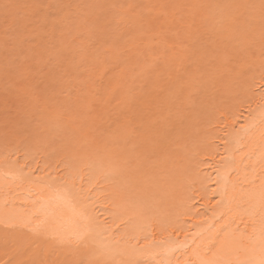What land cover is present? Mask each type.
<instances>
[{
    "label": "bare ground",
    "instance_id": "obj_1",
    "mask_svg": "<svg viewBox=\"0 0 264 264\" xmlns=\"http://www.w3.org/2000/svg\"><path fill=\"white\" fill-rule=\"evenodd\" d=\"M16 1L18 0H3L2 3L20 5L26 1L23 4L28 3L30 6L27 4L25 9L21 7L19 11L29 12V17H36L35 13L44 9L40 0H21V3ZM34 1L35 4L32 3ZM58 1L60 2L55 12L65 13L64 28L54 29V25L60 21L52 22L49 19L52 23L47 29L43 27L44 24L40 29V24L36 22L25 34L34 36L41 46H46L45 40L49 41L54 49H59L65 55L70 53L76 60L78 51L72 44L77 41V33L73 36V41L68 42L65 32L72 25V15L80 14L83 8L72 3V0ZM225 1L224 5L220 2L223 6L218 12L216 1L208 4L211 0L198 10L201 16L219 19L221 13L230 11L226 6L256 5L254 9L240 10L250 13L253 18L255 43L250 52L233 55L227 63L216 55L215 60L219 62L214 75L219 78L214 77L203 85V88L208 89L211 83L215 84L210 93L214 102L195 110L194 113H207L208 116L194 126L189 115L182 114L173 120L175 116L171 113L177 101L172 100H185L189 90L202 83V66L208 59V51L197 57L201 70L187 78L190 82H184L178 77L170 78L171 84L176 87L169 89L168 94L163 95L164 98L161 97L160 101L164 103L163 113L167 116L163 121L171 128V135L165 137L164 153L158 160L184 171L177 177L180 179V188L173 202L167 201L169 193L174 189L169 187L159 190L158 200L147 196L133 207L127 199L128 189H125L123 183L112 174L93 166L90 160L70 167L71 163L58 158L50 166L46 152H39L32 161L25 148L5 149L3 154L0 153V264H61L72 260L76 258L72 247L59 243L54 237L74 239L77 234H84L86 239L87 247L81 249L82 258L99 261L100 264H185V261L195 264L210 246L212 238L223 236L225 230L229 233L236 229L251 232V227L246 226L251 224L257 210L259 178L264 172V54L259 39L258 7L261 0ZM47 5L50 9L51 3ZM144 22L139 15L128 20V23L141 26H145ZM1 28L0 49L3 47L5 53L1 55L2 49L0 58H3L9 53L10 49L6 46H10L11 41L13 47H20L22 44L16 37L9 36L6 39ZM141 32L148 37L149 26ZM210 47L215 48V45ZM61 57L65 58L62 54ZM78 65L80 64L74 61L71 71H80L81 67ZM0 77H3L2 72ZM223 77L226 78L223 81L225 83L219 88L218 82ZM152 98L153 96L150 97ZM1 102L4 103L3 100ZM213 114L227 122L226 130L222 133L220 130L217 135L214 132L209 135L216 127L205 131L215 120ZM55 115L56 112L51 111L43 118L53 117L59 122L67 119ZM211 116H214L213 120ZM67 121L74 127L75 122ZM208 121L209 124L206 123ZM196 133L204 135L199 137ZM192 137L197 139L194 142L197 145L196 155L183 160V154L190 153ZM173 147L176 148L172 150ZM188 170L193 171L190 178L187 176ZM70 176L75 177V180L68 199L77 213H83V216L74 215L62 199H56L58 191H62L65 185L71 186L68 179ZM183 183L190 185V190L187 188L190 196L183 192ZM150 207H158L160 210L156 215L145 218L143 214ZM37 217L47 222L46 231L41 234L23 226L28 221L30 226L37 223ZM254 218L259 227L258 216ZM182 220L185 224L180 226Z\"/></svg>",
    "mask_w": 264,
    "mask_h": 264
},
{
    "label": "rangeland",
    "instance_id": "obj_2",
    "mask_svg": "<svg viewBox=\"0 0 264 264\" xmlns=\"http://www.w3.org/2000/svg\"><path fill=\"white\" fill-rule=\"evenodd\" d=\"M2 1L0 0V28L3 27L1 30H4V8ZM215 1L72 0V3H77L83 8L80 14L72 15V20L70 19L72 25L70 24L68 30L65 32V38L68 42L73 41V36L76 33V37H78L72 46L76 47L78 51L77 59L74 61L80 64L78 67L80 66L81 68L79 69L81 70L72 72L70 69L74 88L79 90L76 92V95H79L86 101H94L97 97H104L106 90H116L117 97L101 106L98 112L92 116H82L79 120L75 121L74 127L69 125L67 119L59 122V120H55L53 117L43 119L34 117L30 114L27 101L19 94L21 74L18 64L24 59L25 55L29 57L35 56V59L29 60V63L42 62L45 72L59 73L57 66L64 63L65 60V58L61 57L59 49H54V45H50L49 41L47 42L46 40V42L42 40L44 44L46 43V46H41L39 45V40L35 41L34 36L29 37V34H25V36L30 43L22 44L20 47H13L14 45L12 46L11 41L10 46H6L10 49H8L9 53L7 52L4 57L2 56L3 58H0V73L2 72L3 74V77H0V103H2L1 100L4 101V103L0 104V153L3 154L5 149L9 148H25L29 152L30 160L33 161L39 152H46L48 154L47 162L50 166L54 165L53 163L58 158L71 163L70 167L78 166L82 161L90 160L93 166L112 174L114 178L123 183L125 189H128L126 191L127 199L130 200L133 207L137 206L147 196L158 200L160 198L159 190L162 188L168 189L169 187V189L174 188L169 193L170 196L167 200L169 203H172L175 199L174 197L179 193L180 179L178 178L184 173L182 168H174L168 163L163 162V160H157L154 167L145 169L142 173L135 172L128 166L127 162L136 161L141 152L140 150H144L140 149L142 148L140 147L141 137L130 130L119 128L118 125L127 116L134 118L136 125L142 126V130L148 132L150 135L157 133L165 137L171 135V128L163 121L167 116H164V103L162 104L160 100L165 95L160 96L157 94L154 90V82L164 84L168 89H173L176 85L171 84L170 78H177L178 76L173 73L174 76L169 77L166 74L163 79L158 81L157 73L148 69V65L151 63V56L148 54V50H159L160 46L151 39L150 35L147 37L141 31L153 22V18L157 12L156 6L161 4L198 5L196 3H201L204 6L208 2H210L208 4L215 2L219 6L216 8L218 12L226 1ZM24 2L26 3V1ZM59 2L58 0H40V4L43 3V7L39 3L37 5L39 4L44 9H40L38 13L36 12V17H30L31 25L38 22L40 29L43 24V27L47 29L48 25L53 22L52 20L60 22L62 20L61 24L59 22L54 25V29L60 30L64 28L65 13L55 12V8L57 4L59 5ZM23 3L20 6L25 9L24 6L28 3ZM32 3L35 4L36 2ZM47 3H51L50 9H48ZM185 11H192L197 17L201 16L198 9ZM28 13L21 11L22 15L30 16ZM138 15L142 17V21L146 22L143 23L145 26L128 23L129 19ZM46 19L47 21H45ZM49 19H51V23ZM11 35L10 37H15ZM136 43L138 44L135 45ZM211 45L213 44L208 45V59L202 66V76L204 77L202 83L197 88L189 90L185 100H177L175 98L172 100L177 101L171 113V115L174 114L173 116H175L173 120H176L182 114L185 116L189 115V120L194 126L201 119L204 120L208 116L207 113L199 115L194 112L198 108L201 109L203 105H209V103L212 104L214 102L213 96L210 93L212 91L211 88L215 84L211 83L208 89L203 88V85H206L214 77L219 78L214 75L219 61L215 60L217 54L213 51L214 47H210ZM2 49L1 55L5 53V49L3 47ZM29 49H33V51H29ZM187 80L186 78L183 81L190 82ZM225 80L226 78L224 77L220 81L218 80L219 88L225 83L223 82ZM152 96L153 98L150 99ZM59 99L64 100L66 96H60ZM125 100L128 101L127 104L123 103ZM51 111L53 112L54 110H50L46 114H49ZM55 116L59 115L56 113ZM211 119L213 120L214 116H211ZM38 120L40 121L39 123ZM214 122L218 123L214 124ZM214 122L213 124H209V121L206 122L209 125L205 131H211L209 130L211 127H216L209 135L213 132L217 135L220 130L221 133L226 130L225 124L227 122H224V119L221 120L219 116L217 118L215 115ZM148 123L149 126L147 127ZM153 124H155L154 127L152 126ZM221 127H225V129ZM196 134L199 136L198 133ZM203 135L204 133H201L200 136ZM196 140L194 137L190 138V153L183 154L185 157L183 160L193 158L196 155L197 145L194 143ZM98 146H100V149H97ZM175 148L173 147L172 150ZM192 175L193 171L188 170L187 176L190 178ZM186 184L183 183L181 187L184 193L189 194L190 185ZM158 210L160 208L150 207L143 215L145 218H149L156 215ZM186 223L190 224L189 221ZM184 224L183 220L180 221V226ZM58 264L60 263L58 262Z\"/></svg>",
    "mask_w": 264,
    "mask_h": 264
},
{
    "label": "snow or ice",
    "instance_id": "obj_3",
    "mask_svg": "<svg viewBox=\"0 0 264 264\" xmlns=\"http://www.w3.org/2000/svg\"><path fill=\"white\" fill-rule=\"evenodd\" d=\"M21 7L15 4L3 5L4 36L7 39L10 34H15L21 44H27L30 41L25 32L31 26V18L21 14L19 11ZM156 7L157 12L149 26V32L151 39L157 42L160 48L148 50L151 56L148 69L157 73L158 81L166 74L171 77L175 73L179 79L184 80L191 78L194 72H200L197 57L207 54L209 44L215 45L213 51L225 63L229 62L233 55L250 52L254 46L256 37L253 18L250 13L240 10L254 9L256 5L226 6L230 11L222 14L219 19L197 17L194 12L185 11L202 8L204 7L202 5L161 4ZM258 7L259 39L264 54V0H261ZM61 54L65 56V60L57 66L59 73L45 72L42 62L29 63L35 56L25 55L18 64L21 74L19 94L27 101L31 115L42 119L49 110H54L59 116L75 122L82 116H92L101 106L117 98L116 90H106L104 97H97L94 101H86L76 95L79 90L74 88L70 72L74 58L70 53ZM154 90L161 96L169 91L167 86L157 82H154ZM60 96H66V99L61 100ZM123 103L127 104L128 101L125 100ZM118 127L130 130L141 137L140 147L144 150L140 152L136 161H128V166L137 173L154 167L164 153L165 136L150 135L142 130V126L136 125L134 118L127 116ZM68 179L71 186L65 185L62 191H58L56 199H62L64 205L70 208L74 215L83 216V213H77L68 199L71 188L74 187L75 177L70 176ZM259 179L258 206L254 213V217L258 216L259 227L253 217L251 224L246 226L251 227V232L236 229L229 233L225 230L223 236L212 238L210 246L195 264H264V172ZM35 219L37 223L30 226L28 221L24 222L23 226L29 227V230L36 234L45 232L46 220H40L38 217ZM54 238L59 243L70 245L76 254V258L61 264H100L99 261L82 258L81 249L87 247L84 234H77L74 239L59 236ZM185 264L193 262L185 261Z\"/></svg>",
    "mask_w": 264,
    "mask_h": 264
}]
</instances>
